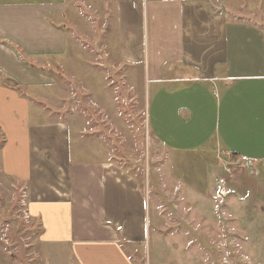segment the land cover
Instances as JSON below:
<instances>
[{
  "label": "crops",
  "instance_id": "crops-1",
  "mask_svg": "<svg viewBox=\"0 0 264 264\" xmlns=\"http://www.w3.org/2000/svg\"><path fill=\"white\" fill-rule=\"evenodd\" d=\"M256 1L108 0V48L121 65L145 67L153 100L164 111L183 107L192 113L195 104L214 105L216 87L232 89L219 102V119L224 109L239 123L245 119L252 138L248 147L257 153L238 148L234 153L257 166L231 173L233 183L225 191L231 198L248 189L264 212V165L258 167L264 162V64L263 73L235 74L228 22H251L237 17L245 8L239 3ZM64 10L62 1H0V126L12 142L6 172L25 184L28 213L40 215L46 244L70 247L78 264H136L126 247L142 245L147 236L140 181L112 160L74 157L68 116L37 117L32 112L39 110L27 98L49 94V89L59 94L55 74L66 44L59 23L49 15ZM252 23L255 36H246V44L264 47L255 25L261 26ZM242 28L235 24L233 33ZM175 91L190 101L176 107L178 100L166 95ZM155 117H149L152 135L168 151L176 150L164 129L173 123L170 116ZM175 118L180 119L178 113Z\"/></svg>",
  "mask_w": 264,
  "mask_h": 264
},
{
  "label": "rangeland",
  "instance_id": "rangeland-1",
  "mask_svg": "<svg viewBox=\"0 0 264 264\" xmlns=\"http://www.w3.org/2000/svg\"><path fill=\"white\" fill-rule=\"evenodd\" d=\"M41 1L65 4L63 12L49 17L59 23L66 46L55 74L59 94L49 89V94L27 96L39 110L32 113L44 118L68 116L74 157L109 159L138 178L146 198L147 236L142 245L126 247L130 259L136 264H264L261 204L253 201L248 189L240 197L238 192L231 198L228 192L223 200L216 197L220 181L232 184L231 173L257 166L232 155L237 148L257 153L248 147L247 138H252L245 119L239 123L226 109L219 119V102L232 89L223 92L216 87L214 105L195 104L192 113L178 107L190 101L183 92L165 93L178 100V108L164 111L153 100L154 86L145 67L121 65L108 48V0ZM254 3H239L245 8L236 14L251 22L228 21L235 74L263 73L264 47L247 45L245 38L255 36L248 25L252 22L261 26L255 25L264 37V0ZM235 24L243 27L239 34L233 33ZM155 115L170 116L173 123L164 129L176 150L168 151L152 135L149 117ZM2 128L0 264H78L70 247L43 241L40 215L28 213L25 184L6 172L12 142L2 135Z\"/></svg>",
  "mask_w": 264,
  "mask_h": 264
},
{
  "label": "built area",
  "instance_id": "built-area-1",
  "mask_svg": "<svg viewBox=\"0 0 264 264\" xmlns=\"http://www.w3.org/2000/svg\"><path fill=\"white\" fill-rule=\"evenodd\" d=\"M220 184H221V187L219 191L217 192L216 197L223 200L225 198V195L227 194V192L225 191V181L224 180L222 182L220 181Z\"/></svg>",
  "mask_w": 264,
  "mask_h": 264
},
{
  "label": "trees",
  "instance_id": "trees-1",
  "mask_svg": "<svg viewBox=\"0 0 264 264\" xmlns=\"http://www.w3.org/2000/svg\"><path fill=\"white\" fill-rule=\"evenodd\" d=\"M233 155V157H236L237 155L234 153V154H232Z\"/></svg>",
  "mask_w": 264,
  "mask_h": 264
}]
</instances>
